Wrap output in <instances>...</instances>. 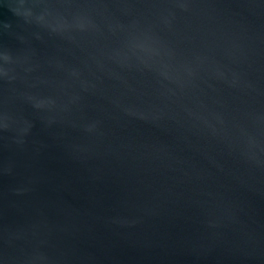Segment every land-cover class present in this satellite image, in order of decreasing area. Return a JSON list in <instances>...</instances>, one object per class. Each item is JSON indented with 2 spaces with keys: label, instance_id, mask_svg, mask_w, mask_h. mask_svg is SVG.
<instances>
[{
  "label": "water",
  "instance_id": "1",
  "mask_svg": "<svg viewBox=\"0 0 264 264\" xmlns=\"http://www.w3.org/2000/svg\"><path fill=\"white\" fill-rule=\"evenodd\" d=\"M0 264H264V0H0Z\"/></svg>",
  "mask_w": 264,
  "mask_h": 264
}]
</instances>
